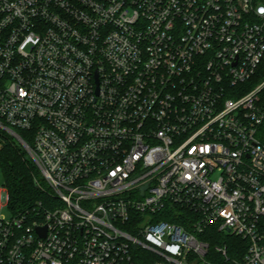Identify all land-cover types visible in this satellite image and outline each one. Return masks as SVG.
Here are the masks:
<instances>
[{"label": "built area", "instance_id": "obj_1", "mask_svg": "<svg viewBox=\"0 0 264 264\" xmlns=\"http://www.w3.org/2000/svg\"><path fill=\"white\" fill-rule=\"evenodd\" d=\"M9 146L0 264H264V0H0Z\"/></svg>", "mask_w": 264, "mask_h": 264}, {"label": "trees", "instance_id": "obj_2", "mask_svg": "<svg viewBox=\"0 0 264 264\" xmlns=\"http://www.w3.org/2000/svg\"><path fill=\"white\" fill-rule=\"evenodd\" d=\"M21 136L31 145L27 133L21 131ZM0 172L3 186L9 196V207L13 211H25L30 209L37 201L49 199L48 188L35 163L28 157L26 151L18 146H9L0 153ZM212 230V229H211ZM233 247L242 244L238 238H228L226 243ZM231 242H236L232 244ZM218 242H211V250L208 258L212 261L224 263L220 255L215 251ZM230 258L235 256L230 248Z\"/></svg>", "mask_w": 264, "mask_h": 264}, {"label": "rangeland", "instance_id": "obj_3", "mask_svg": "<svg viewBox=\"0 0 264 264\" xmlns=\"http://www.w3.org/2000/svg\"><path fill=\"white\" fill-rule=\"evenodd\" d=\"M0 174H1V172H0ZM41 178H43V177L41 176ZM0 186H3L2 175H1V178H0ZM3 214L6 216L7 219H10L11 218V215H12L9 209H5L4 212H3ZM231 243L234 244L236 242H231Z\"/></svg>", "mask_w": 264, "mask_h": 264}]
</instances>
